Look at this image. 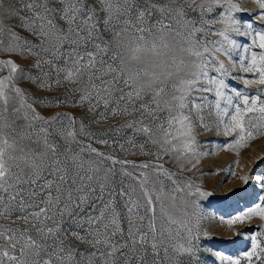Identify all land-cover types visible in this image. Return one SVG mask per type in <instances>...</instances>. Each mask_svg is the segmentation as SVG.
I'll list each match as a JSON object with an SVG mask.
<instances>
[{
	"label": "snow or ice",
	"instance_id": "snow-or-ice-1",
	"mask_svg": "<svg viewBox=\"0 0 264 264\" xmlns=\"http://www.w3.org/2000/svg\"><path fill=\"white\" fill-rule=\"evenodd\" d=\"M252 3L264 23V0ZM244 11L0 0V264H199L213 195L194 178L211 155L200 137H231L237 156L264 137V27ZM254 219L264 196L222 223L240 236ZM248 240L220 264H264V226Z\"/></svg>",
	"mask_w": 264,
	"mask_h": 264
},
{
	"label": "rangeland",
	"instance_id": "rangeland-1",
	"mask_svg": "<svg viewBox=\"0 0 264 264\" xmlns=\"http://www.w3.org/2000/svg\"><path fill=\"white\" fill-rule=\"evenodd\" d=\"M246 11L238 13L242 23L252 24L256 28L264 27L258 19L257 11L252 0H245ZM239 43L248 42L246 37H237ZM243 73H233L236 79L230 80L232 87L243 89L240 76ZM255 94L254 89H248ZM68 111H74L71 107ZM76 114L79 111L76 110ZM202 151H211V155L202 158L200 171L194 177L212 196L201 199V207L205 219L203 226L209 231L207 236L201 234L196 242L199 247V264H220L216 253H223L226 257H236L250 246L248 236L264 226V221L254 219L249 225L239 226L240 236H233L232 230L227 229L222 220L247 209L264 196V137L251 141L246 148L239 149V156L233 151H226V145L231 137L216 134H205L200 137ZM210 140V143L208 142ZM130 159L132 157H129ZM239 160V165L235 161ZM235 171L237 176L247 174L248 184L230 175ZM229 189L234 191L229 192Z\"/></svg>",
	"mask_w": 264,
	"mask_h": 264
}]
</instances>
